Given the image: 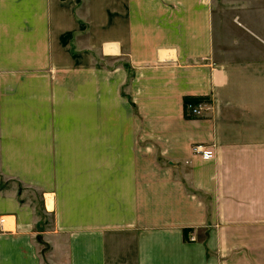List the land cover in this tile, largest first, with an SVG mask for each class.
Segmentation results:
<instances>
[{
	"label": "crops",
	"instance_id": "1",
	"mask_svg": "<svg viewBox=\"0 0 264 264\" xmlns=\"http://www.w3.org/2000/svg\"><path fill=\"white\" fill-rule=\"evenodd\" d=\"M216 6L0 0V174L52 216L0 187V264H264V30L220 57Z\"/></svg>",
	"mask_w": 264,
	"mask_h": 264
},
{
	"label": "rangeland",
	"instance_id": "2",
	"mask_svg": "<svg viewBox=\"0 0 264 264\" xmlns=\"http://www.w3.org/2000/svg\"><path fill=\"white\" fill-rule=\"evenodd\" d=\"M232 0H217V6H216V15L218 18V22L220 25V29H219V42H217L216 45V54L220 57H224V54L226 53V51L229 49V47H233L234 50L240 49L241 47L245 46L244 44H242L241 46L238 45H233L230 43V39L228 38L231 35H235L237 33L236 30H232L230 28H228V23L231 20L235 25L238 26V24L240 22H242V18H241V14H244V16L250 20L252 22V24H257V28L258 30L263 31L264 30V0H260L257 4V7L259 8L258 10H256V7L254 9V11H240V5L237 6H232L233 2H231ZM237 4V3H236ZM237 9V10H236ZM190 104V103H189ZM191 104H197V103H191ZM186 111L188 112V108L187 105L185 106ZM202 111V110H201ZM190 112V111H189ZM192 115H196V114H192ZM11 183H15L14 185H12V190L15 191V188L17 187H24L23 185H18L17 181H12V180H7L5 178V176L0 174V187L3 186H10ZM17 183V184H16ZM25 190V195L29 196L30 201H32V204L34 206L35 210V214H36V224H35V230L37 231V233H40L42 231H44L46 228H49L50 224L52 223V216L51 215H45L42 213V211L40 210V202H39V196L37 194V191L32 189L31 187H24L23 188ZM42 237V236H41ZM40 236H38L37 238H35L34 240L37 243H41L44 244L43 239ZM191 240L193 239L192 236L189 237ZM44 249V248H43Z\"/></svg>",
	"mask_w": 264,
	"mask_h": 264
},
{
	"label": "built area",
	"instance_id": "3",
	"mask_svg": "<svg viewBox=\"0 0 264 264\" xmlns=\"http://www.w3.org/2000/svg\"><path fill=\"white\" fill-rule=\"evenodd\" d=\"M187 108L190 111L191 114H196L199 115L202 110V104L197 103V104H187ZM193 151L195 153L201 154L203 152V146L202 145H194L193 146Z\"/></svg>",
	"mask_w": 264,
	"mask_h": 264
},
{
	"label": "trees",
	"instance_id": "4",
	"mask_svg": "<svg viewBox=\"0 0 264 264\" xmlns=\"http://www.w3.org/2000/svg\"><path fill=\"white\" fill-rule=\"evenodd\" d=\"M198 101H200V99L185 98L184 103H185V106H186L189 103H197ZM184 235H186V231H184Z\"/></svg>",
	"mask_w": 264,
	"mask_h": 264
}]
</instances>
